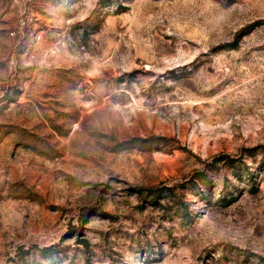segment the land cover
Here are the masks:
<instances>
[{"label": "rangeland", "instance_id": "1", "mask_svg": "<svg viewBox=\"0 0 264 264\" xmlns=\"http://www.w3.org/2000/svg\"><path fill=\"white\" fill-rule=\"evenodd\" d=\"M0 264H264V0H0Z\"/></svg>", "mask_w": 264, "mask_h": 264}, {"label": "trees", "instance_id": "2", "mask_svg": "<svg viewBox=\"0 0 264 264\" xmlns=\"http://www.w3.org/2000/svg\"><path fill=\"white\" fill-rule=\"evenodd\" d=\"M231 162H234V163H239V160L235 157H230L229 159ZM235 168H238L237 171H240L242 170V168L240 167V165H235L234 166ZM196 180V179H195ZM175 187L176 186H169L167 187L168 189V192H169V196H177V193L175 192ZM148 190V195L149 196H160L162 194V191L161 189H147ZM167 196V198L170 199V197ZM43 252H45L47 254V256H49L50 254H55L57 251H53L51 247H45L44 249H42Z\"/></svg>", "mask_w": 264, "mask_h": 264}]
</instances>
